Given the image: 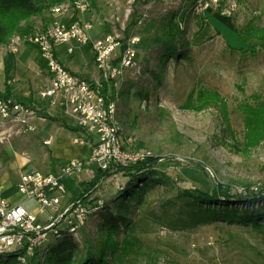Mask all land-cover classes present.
<instances>
[{
    "label": "rangeland",
    "instance_id": "rangeland-1",
    "mask_svg": "<svg viewBox=\"0 0 264 264\" xmlns=\"http://www.w3.org/2000/svg\"><path fill=\"white\" fill-rule=\"evenodd\" d=\"M195 1L91 0L88 19L78 16L84 12L70 4L60 11L71 9L72 20H90L92 30L105 25L106 35L119 32L123 38L151 36L170 17L185 32L179 55L164 57V48L154 43L138 48L136 66L126 69L111 86L110 91L119 96L123 149L144 150L160 160L141 178L122 172L111 175L90 196V203L100 200L113 211L121 197L129 200L130 207L123 208L129 225L121 227L115 239L120 244L128 239L134 245L126 253L109 249V264H264V198L228 204L232 216L223 218L208 214L207 208L215 204L203 203L197 193L211 191L214 180L231 184L234 193L264 183V141L245 148V114L240 109L242 103H254L255 94L264 101V49L257 41L242 43L205 13L213 10L231 20L238 33L250 21L264 25V0H220L222 7L203 12L194 10ZM224 6H235V11L223 15ZM240 48L250 52L242 53ZM253 50L259 52L252 55ZM202 88L222 95L228 120L214 105L199 111L182 107L191 93L196 95ZM81 134L94 143L96 136L83 130ZM197 163L207 168L208 175ZM97 169L89 167L67 178L69 200L81 197ZM135 186L142 197L127 199ZM35 205L34 200L25 204L31 209ZM103 222L101 213L87 217L74 236L78 244L74 258L80 260L90 248L99 252L104 247ZM53 241L50 237L44 247ZM32 255L18 264H31ZM4 262L0 259V264Z\"/></svg>",
    "mask_w": 264,
    "mask_h": 264
},
{
    "label": "built area",
    "instance_id": "built-area-1",
    "mask_svg": "<svg viewBox=\"0 0 264 264\" xmlns=\"http://www.w3.org/2000/svg\"><path fill=\"white\" fill-rule=\"evenodd\" d=\"M66 4L85 13L91 0H70V3L64 2L51 10L66 11ZM220 6V0H196L193 7L195 11L203 12ZM234 11L235 6H224L221 13L232 15ZM92 28L90 20L79 17L68 23L54 20L30 34L16 33L8 41L11 52H18L27 44L39 50L48 74V84L40 91V97L59 106L86 135L96 136V139L89 158L69 159L60 163L56 172H43L35 166L23 169L18 190L25 200L35 201L34 208H28L24 203H12L0 196V259L16 258L25 263L27 255L44 247L50 237H59L65 232L77 236L87 217L103 207L100 200L90 203L92 197L69 200L67 178L79 176L89 167L113 170L118 164L127 165L149 156L144 150L123 149V127L117 115L119 96L110 91L112 83L116 84L126 69L136 66L140 37L123 38L121 33L112 32L92 39ZM59 45H66L70 53L78 45L91 46L100 76L87 79L65 66L58 54ZM106 84L108 91L104 92ZM38 112L35 105L24 104L13 97H0V116L19 126L21 132L35 130L33 119ZM76 142L90 141L80 139Z\"/></svg>",
    "mask_w": 264,
    "mask_h": 264
},
{
    "label": "trees",
    "instance_id": "trees-1",
    "mask_svg": "<svg viewBox=\"0 0 264 264\" xmlns=\"http://www.w3.org/2000/svg\"><path fill=\"white\" fill-rule=\"evenodd\" d=\"M66 1L68 0H0V45L8 43L16 33L26 35L35 31L36 28L31 23L33 17L42 15ZM184 34V30L181 29L174 17L165 18L153 35L140 37L137 47L146 48L147 45L154 43L164 48V57L179 55V43L183 40ZM238 34L242 43L250 44L253 41H257L260 43V50L264 49V25L258 27L254 22L250 21L243 28L239 29ZM240 51L245 54L250 52L245 48H240ZM258 52L259 50H253L251 54L255 55ZM13 62L14 57L12 55H9L5 59V76L7 80L11 79L14 69ZM7 86V90L4 93L0 92V97H13L24 104H34L32 96H14L11 94L9 84ZM107 91L108 85L106 84L104 92ZM253 97L255 98L254 103L245 102L240 105V109L245 114V148L247 149L256 147L264 141V101H261L260 97L256 94ZM212 105L220 108L228 120L227 103L222 95L214 90L202 88L197 91L196 95L195 93H191L182 107L199 111ZM159 160V157L147 156L144 160L127 165L118 164L113 167V170L112 168L108 170L98 168L92 179L84 184L81 197H90L101 182L116 173L122 172L141 178ZM196 167L208 175V170L204 165L197 163ZM197 193L203 200V203L205 201L215 204L213 208H207L208 214L212 215V217L227 218L232 216V212L228 210V204L264 198V183L259 186L248 185L244 193H234L231 184L214 180L211 191H197ZM136 197H142L141 191L137 186L129 191L127 199ZM120 199L121 202L118 204L116 211H113L111 206L106 205L96 212V214L101 213V217L104 219L102 230L105 232L104 247L99 252H94L90 248L86 255L77 260L73 257V252L77 249L78 244L72 234L65 232L61 236L55 237L54 241L47 246L36 250L32 255L31 264H109L107 257L109 249H122V252L126 253L134 243L125 239L120 244L115 239L118 230L121 227L129 225V217L123 210V208L128 209L130 207L129 200L125 201L124 197ZM3 261L6 264L19 263L16 258Z\"/></svg>",
    "mask_w": 264,
    "mask_h": 264
},
{
    "label": "crops",
    "instance_id": "crops-1",
    "mask_svg": "<svg viewBox=\"0 0 264 264\" xmlns=\"http://www.w3.org/2000/svg\"><path fill=\"white\" fill-rule=\"evenodd\" d=\"M205 13L215 26L221 29L224 27L229 33L239 37L231 20L220 18L213 10ZM78 16L88 19L91 14L86 12ZM73 17L74 11L71 9L67 13L50 10L33 17L31 23L35 28H40L53 20L68 23ZM107 29L105 25L98 24L90 35L93 39L103 37ZM57 50L61 61L72 71L87 79H97L100 76L91 46L78 45L73 53L68 52L66 45H59ZM9 55L14 57V69L11 79L7 80L5 59ZM7 84L14 96H32L39 111L38 116L33 119L35 130L26 133L0 116V196L12 203L26 204L30 201L25 200L18 190L24 168L33 165L43 172H56L60 163L69 159L89 158L92 155V144L76 142L84 139L82 129L59 106L51 105L48 100L40 97V91L48 84V74L46 63L35 46L27 44L18 52H11L7 43L0 45L1 93L7 90Z\"/></svg>",
    "mask_w": 264,
    "mask_h": 264
}]
</instances>
